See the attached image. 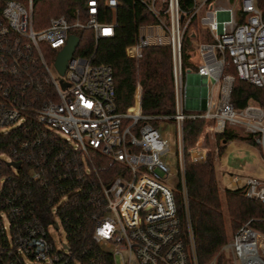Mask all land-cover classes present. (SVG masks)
Masks as SVG:
<instances>
[{
    "label": "built area",
    "instance_id": "built-area-1",
    "mask_svg": "<svg viewBox=\"0 0 264 264\" xmlns=\"http://www.w3.org/2000/svg\"><path fill=\"white\" fill-rule=\"evenodd\" d=\"M33 1L0 0V145L19 146L0 150V160L17 172L16 159L33 161L32 149L47 132L83 158L89 150L98 152L117 168L110 180L99 181L92 239L111 254L113 264H198L185 163H201L207 153L200 145L184 149L182 125L185 119H204L214 136L226 127L248 134L264 164V102L249 100L235 107V75L227 71L234 67L236 76L264 90V0H132L154 20L137 26L135 42L125 54L139 60L148 49L168 50L173 87V112L168 114L142 111L139 83L132 105L118 111L111 66L92 63V55H77L78 46L63 75L54 66L57 53L77 30H92L95 47L100 38L114 36L119 0H85L83 16L80 10L73 19L51 16L39 28L33 23ZM105 8L112 12L110 22L101 20ZM185 36L190 39L187 49ZM184 56L189 66L183 65ZM167 121L176 129V168L166 157L167 140L158 129ZM23 151L30 153L24 158ZM28 174L29 181H42L40 170L32 167ZM231 182L245 198L264 204V178L233 176ZM179 184L184 219L175 201ZM11 186L12 180L0 175V194L9 189L1 195L0 232L6 243L0 247V264L63 262L67 242L57 248L49 233L51 226L59 228L57 217L47 229L27 220L22 228L11 229L10 217L21 212L11 205ZM52 213L56 216L55 206ZM218 253L230 264H264V234L243 223ZM216 256L208 264H215Z\"/></svg>",
    "mask_w": 264,
    "mask_h": 264
},
{
    "label": "trees",
    "instance_id": "trees-1",
    "mask_svg": "<svg viewBox=\"0 0 264 264\" xmlns=\"http://www.w3.org/2000/svg\"><path fill=\"white\" fill-rule=\"evenodd\" d=\"M84 5L85 0H34V26L39 28L46 25L51 16L64 15L68 19H73L76 10H80L83 16ZM115 19L114 36L100 38L96 47L92 30H77L79 44L76 54L92 55V63L111 66L118 111L123 112L132 105L133 94L139 83L144 113H172L173 87L168 50L148 49L139 60L129 58L125 54V48L135 42L137 26L140 23L152 22L153 17L132 0H119ZM101 20L110 22L112 12L105 8ZM189 45L190 39L185 36L183 49H187ZM50 58L52 59L49 57V60ZM182 62L184 66H189L186 56L182 58ZM143 67L147 69L145 74L142 71ZM227 71L235 75L231 92V101L235 107H243L249 100L263 104L262 88L240 79L232 66H229ZM205 123L204 119L183 121L185 146L190 147L195 143ZM18 137L20 140L25 138L22 132H19ZM215 138L219 142L240 140L253 144L250 135L241 134L230 127H226L223 133L216 134ZM8 146L15 149L19 147L18 142L11 145L6 142L0 145V150L7 152ZM223 148L219 146L216 154H220ZM32 151L35 153L33 161H26L23 157L16 159V162L21 163L17 172L0 160V175L9 177L13 182L11 205L19 207L21 211L10 217L11 229H14V226L22 228L24 220L30 223L35 221L47 229L57 217L62 224L68 246V252L63 251L64 260L59 264H113L111 254L101 249L92 239L91 216L98 209L101 200L99 181L110 180L117 166L110 164L106 157L93 150H89V155L83 158L68 142L50 132L38 138V143ZM29 153L23 151L20 156L25 158ZM39 154H43V157ZM214 162L213 153L208 151L203 162L185 163L187 209L193 228L198 264H208L215 255H217L215 264H230L222 253H218L229 239L225 229L224 207L234 230L233 234L246 222L254 230L264 234V204L245 198L241 188L226 187L221 197ZM32 167L42 172V181H29L28 169ZM180 191L179 184L175 201L178 214L184 219L185 207ZM3 194L8 195L9 189L0 194V210L3 208L1 201ZM53 206L56 207V216L52 213ZM1 223L2 217L0 229ZM5 243V236L0 232V247L5 246Z\"/></svg>",
    "mask_w": 264,
    "mask_h": 264
},
{
    "label": "rangeland",
    "instance_id": "rangeland-1",
    "mask_svg": "<svg viewBox=\"0 0 264 264\" xmlns=\"http://www.w3.org/2000/svg\"><path fill=\"white\" fill-rule=\"evenodd\" d=\"M52 74L58 78L57 72L51 68ZM143 73L147 72L145 67L142 68ZM158 129L164 139L167 140L168 152L166 157L170 159L172 166L176 168V129L175 125L171 121L164 122V125L161 127L158 126ZM240 132V131H239ZM242 134V132H241ZM217 144L215 145V143ZM184 149L187 151L189 148L200 145L202 146L206 153L208 151L212 152L215 159V172L217 177V182L219 186V191L221 197H223V189L229 187L228 177L230 175H237L242 178L246 177H257L260 179L264 178V164L262 161L260 150L257 146L240 140L234 141H217L214 134L210 131L208 123H205L201 134L198 136L195 143L187 147L184 142ZM220 147H224L220 154H216V150ZM4 159L5 156H1ZM186 160L188 156H185ZM174 186L176 184V177L173 178ZM224 207V203H223ZM224 213V222L225 229L228 234L229 239L233 235V228L230 224V219L227 215L225 207L223 208ZM49 233L54 239L55 245L57 248H60L63 243L66 241L65 232L59 223V228L56 229L54 226H51ZM228 239V240H229ZM117 261L119 258L117 257Z\"/></svg>",
    "mask_w": 264,
    "mask_h": 264
},
{
    "label": "water",
    "instance_id": "water-1",
    "mask_svg": "<svg viewBox=\"0 0 264 264\" xmlns=\"http://www.w3.org/2000/svg\"><path fill=\"white\" fill-rule=\"evenodd\" d=\"M79 44V39L78 36L75 34H71L68 37L66 45L57 53V56L54 61V66L56 70L59 72V74L63 75L66 67H67V62L68 60L72 57L76 47ZM66 86V84H63V87ZM14 166H18L19 164H13Z\"/></svg>",
    "mask_w": 264,
    "mask_h": 264
},
{
    "label": "crops",
    "instance_id": "crops-1",
    "mask_svg": "<svg viewBox=\"0 0 264 264\" xmlns=\"http://www.w3.org/2000/svg\"><path fill=\"white\" fill-rule=\"evenodd\" d=\"M233 176H237V175H230L229 177H228V182H229V187L228 188H232V182H231V180H232V177ZM239 177V176H238ZM241 180L243 179L242 177H239ZM226 188V187H225ZM224 190V189H223Z\"/></svg>",
    "mask_w": 264,
    "mask_h": 264
}]
</instances>
